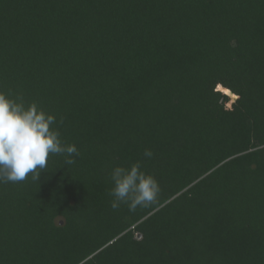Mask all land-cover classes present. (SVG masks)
I'll list each match as a JSON object with an SVG mask.
<instances>
[{
	"label": "trees",
	"instance_id": "obj_1",
	"mask_svg": "<svg viewBox=\"0 0 264 264\" xmlns=\"http://www.w3.org/2000/svg\"><path fill=\"white\" fill-rule=\"evenodd\" d=\"M0 90L80 153L0 183V264H264V0H0Z\"/></svg>",
	"mask_w": 264,
	"mask_h": 264
},
{
	"label": "clouds",
	"instance_id": "obj_2",
	"mask_svg": "<svg viewBox=\"0 0 264 264\" xmlns=\"http://www.w3.org/2000/svg\"><path fill=\"white\" fill-rule=\"evenodd\" d=\"M56 117L36 102L26 104L23 97L12 98L0 90V183L24 181L29 174L38 181L48 165L50 155L65 156V164L76 162L80 153L75 144L62 141L60 132L53 126ZM143 155L153 153L145 149ZM115 210L127 204L130 211L156 202L160 186L156 178L142 170L139 162L129 167L116 166L110 172Z\"/></svg>",
	"mask_w": 264,
	"mask_h": 264
},
{
	"label": "rangeland",
	"instance_id": "obj_3",
	"mask_svg": "<svg viewBox=\"0 0 264 264\" xmlns=\"http://www.w3.org/2000/svg\"><path fill=\"white\" fill-rule=\"evenodd\" d=\"M218 89L230 97V101L228 103V106H230L237 99V95L234 94L232 91L227 90L222 86H218Z\"/></svg>",
	"mask_w": 264,
	"mask_h": 264
}]
</instances>
